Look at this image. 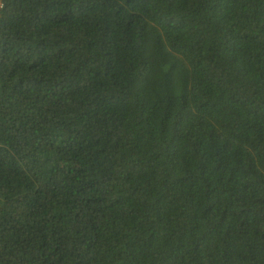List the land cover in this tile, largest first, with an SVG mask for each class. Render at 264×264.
Masks as SVG:
<instances>
[{"label": "trees", "instance_id": "obj_1", "mask_svg": "<svg viewBox=\"0 0 264 264\" xmlns=\"http://www.w3.org/2000/svg\"><path fill=\"white\" fill-rule=\"evenodd\" d=\"M0 5V264H264V0Z\"/></svg>", "mask_w": 264, "mask_h": 264}, {"label": "built area", "instance_id": "obj_2", "mask_svg": "<svg viewBox=\"0 0 264 264\" xmlns=\"http://www.w3.org/2000/svg\"><path fill=\"white\" fill-rule=\"evenodd\" d=\"M1 7H2V6L0 5V9H1Z\"/></svg>", "mask_w": 264, "mask_h": 264}]
</instances>
